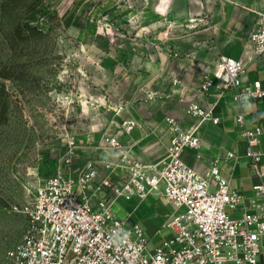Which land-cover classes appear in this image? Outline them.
Instances as JSON below:
<instances>
[{
    "label": "rangeland",
    "instance_id": "374dc122",
    "mask_svg": "<svg viewBox=\"0 0 264 264\" xmlns=\"http://www.w3.org/2000/svg\"><path fill=\"white\" fill-rule=\"evenodd\" d=\"M186 5L0 0V259L27 227L14 207L31 202L51 175L80 173L90 160L101 176L115 174L123 151L164 164L172 117L184 128L198 123L205 136L212 121L188 113L201 101L204 70L190 68L195 64L176 37L209 18L186 17ZM107 136H117L120 148ZM202 141L187 159L199 170L211 145ZM134 206L120 197L111 208L125 220Z\"/></svg>",
    "mask_w": 264,
    "mask_h": 264
},
{
    "label": "built area",
    "instance_id": "2783aa9c",
    "mask_svg": "<svg viewBox=\"0 0 264 264\" xmlns=\"http://www.w3.org/2000/svg\"><path fill=\"white\" fill-rule=\"evenodd\" d=\"M251 41L247 58L219 56L203 74L200 88L231 91L241 107L237 121L246 137V155L260 178L254 185V196L261 197L258 211L242 217L231 213L246 196L231 190L218 163L199 170L185 159L186 152L202 145L200 125L184 128L172 117L164 164L123 151L115 174L101 176L97 161L90 160L80 173L48 177L31 202L14 207L26 215L27 227L0 264H258L264 249V164L259 148L263 130L246 126L243 101L264 97V87L261 80L254 87L242 84V77L247 64L264 55V10L258 12ZM188 113L193 119L217 121L212 109L199 102H192ZM107 144L120 148L121 141L107 136ZM66 162L71 165L72 158ZM150 194L184 208L166 222L171 235L159 245L145 238L138 224L127 226L111 208L119 197L146 199Z\"/></svg>",
    "mask_w": 264,
    "mask_h": 264
},
{
    "label": "crops",
    "instance_id": "0c3cea01",
    "mask_svg": "<svg viewBox=\"0 0 264 264\" xmlns=\"http://www.w3.org/2000/svg\"><path fill=\"white\" fill-rule=\"evenodd\" d=\"M260 10H264V0H187L186 17L206 12L209 18L208 23L196 32L176 37L177 43L183 40L181 49L196 65L190 68L204 70L205 73L221 55L247 58L252 53L251 35L258 26ZM257 80H261L264 87V55L247 64L242 84L248 83L254 87ZM200 100L201 106L212 109L213 117L217 119L212 120L205 136L201 133L202 139L206 138L207 143L211 144L208 145L210 151L205 159L206 167L218 163L221 174L230 180L231 190L246 196L242 205L231 211L234 216L242 217L245 212L258 211L261 197L254 196V185L259 183L260 178L246 155V137L237 121L240 105L233 100L231 91L220 93L218 89L203 92L200 88ZM243 104L246 126L252 129L261 127L263 130L259 135V148L264 164V97L248 98ZM188 154L185 153L186 160ZM125 199L135 203L125 219L127 226L138 224L143 229V236L155 245L161 244L171 235V229L165 224L181 208L159 195L150 194L146 199L138 196ZM140 208L142 212L137 214ZM258 264H264V249L258 255Z\"/></svg>",
    "mask_w": 264,
    "mask_h": 264
}]
</instances>
